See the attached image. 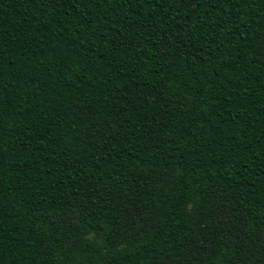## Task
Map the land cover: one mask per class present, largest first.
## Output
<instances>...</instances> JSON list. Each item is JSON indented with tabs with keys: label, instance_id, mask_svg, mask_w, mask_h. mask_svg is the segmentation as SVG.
Here are the masks:
<instances>
[{
	"label": "trees",
	"instance_id": "1",
	"mask_svg": "<svg viewBox=\"0 0 264 264\" xmlns=\"http://www.w3.org/2000/svg\"><path fill=\"white\" fill-rule=\"evenodd\" d=\"M0 264H264V0H0Z\"/></svg>",
	"mask_w": 264,
	"mask_h": 264
}]
</instances>
